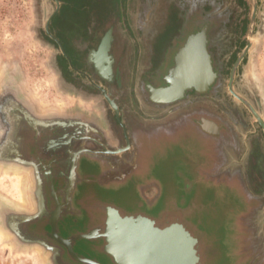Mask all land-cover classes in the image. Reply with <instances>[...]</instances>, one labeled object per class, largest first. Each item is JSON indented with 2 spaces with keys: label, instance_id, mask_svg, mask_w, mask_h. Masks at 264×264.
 <instances>
[{
  "label": "water",
  "instance_id": "obj_1",
  "mask_svg": "<svg viewBox=\"0 0 264 264\" xmlns=\"http://www.w3.org/2000/svg\"><path fill=\"white\" fill-rule=\"evenodd\" d=\"M102 3L79 19L80 33H71L74 17L62 16L71 55L57 33L42 35L54 49L60 104L37 101L16 72L0 76V176L10 183L0 235L43 264H227L202 223L209 205L191 194L198 179L183 181L164 205L152 182L138 184L125 206L109 203L116 193L107 187L137 173L152 136L192 129L217 143V161L200 178L245 200L241 245L228 264H264L259 1Z\"/></svg>",
  "mask_w": 264,
  "mask_h": 264
},
{
  "label": "rangeland",
  "instance_id": "obj_2",
  "mask_svg": "<svg viewBox=\"0 0 264 264\" xmlns=\"http://www.w3.org/2000/svg\"><path fill=\"white\" fill-rule=\"evenodd\" d=\"M54 7L52 0H46ZM45 1V2H46ZM62 1V0H61ZM63 7L59 11L61 21L52 24L50 30H61L55 34L57 40L63 42L69 50L71 33H80L83 17H90L101 11L104 0H63ZM259 1V8L264 13V0ZM106 3L111 4V0ZM41 0H0V76L8 72H16L27 89L37 101L46 106L60 104L61 97L54 90V76L51 71V57L53 47L46 45L43 40L45 26L41 20ZM50 6L48 5L47 8ZM58 7V4H57ZM69 8V9H68ZM57 10V9H56ZM75 19L69 21L73 30L62 16ZM108 24L112 23V12L108 10ZM63 24V25H62ZM46 42V40H45ZM66 44H65V43ZM259 73L264 81V43L256 55ZM160 134L152 136L146 146L141 149L139 168L137 173L124 182L111 183L107 189L116 195L109 198V203L125 206V196L135 197L138 184L156 183L160 196L158 205H164L170 193L181 191L183 181L198 179L191 194L201 198L209 206L202 213V223L206 231L213 234L223 248L227 250L225 261L234 257L241 245V230L238 223L239 214L244 209V199L237 191L227 189L218 190L213 185L200 178L202 171L217 161L213 148L214 141L202 138L192 129L181 132L180 136L160 138ZM10 183L0 176V197L9 191ZM22 204V201L19 202ZM22 206V205H19ZM125 208V207H124ZM0 264H43L36 253H19L7 245L0 235Z\"/></svg>",
  "mask_w": 264,
  "mask_h": 264
},
{
  "label": "flooded vegetation",
  "instance_id": "obj_3",
  "mask_svg": "<svg viewBox=\"0 0 264 264\" xmlns=\"http://www.w3.org/2000/svg\"><path fill=\"white\" fill-rule=\"evenodd\" d=\"M45 1L46 0H41V3H42V5H41V16H42L41 22H42L43 26H46L48 19L51 18L50 22H49V27H51L52 24H55V22L57 20L61 21V15L59 14L60 13L59 11H61V8L63 7V3L65 1H63V0L62 1L61 0H52L54 2L53 8H52V5L48 4V2L47 1L45 2ZM106 2H107V0H106ZM57 4L59 5V10H56ZM48 5L50 6L49 8H47ZM94 23H95V25H97L98 21L95 20ZM108 30H110V28ZM55 31L58 32L59 30H55ZM56 32H54L52 30H49V32L47 30L44 31V33H56ZM58 33H63V31L60 30ZM85 33H96V31L92 30L91 32H85ZM253 148H254L253 151H251L252 156L255 154L254 145H253Z\"/></svg>",
  "mask_w": 264,
  "mask_h": 264
},
{
  "label": "bare ground",
  "instance_id": "obj_4",
  "mask_svg": "<svg viewBox=\"0 0 264 264\" xmlns=\"http://www.w3.org/2000/svg\"><path fill=\"white\" fill-rule=\"evenodd\" d=\"M4 153V152H3ZM8 153V151H6V154ZM2 154V153H1ZM10 160H12V159H10Z\"/></svg>",
  "mask_w": 264,
  "mask_h": 264
},
{
  "label": "trees",
  "instance_id": "obj_5",
  "mask_svg": "<svg viewBox=\"0 0 264 264\" xmlns=\"http://www.w3.org/2000/svg\"><path fill=\"white\" fill-rule=\"evenodd\" d=\"M69 9V8H68Z\"/></svg>",
  "mask_w": 264,
  "mask_h": 264
}]
</instances>
